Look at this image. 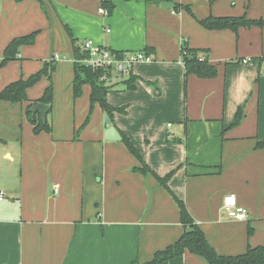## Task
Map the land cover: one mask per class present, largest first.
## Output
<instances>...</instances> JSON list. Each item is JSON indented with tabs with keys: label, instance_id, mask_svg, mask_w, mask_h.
I'll use <instances>...</instances> for the list:
<instances>
[{
	"label": "crops",
	"instance_id": "obj_1",
	"mask_svg": "<svg viewBox=\"0 0 264 264\" xmlns=\"http://www.w3.org/2000/svg\"><path fill=\"white\" fill-rule=\"evenodd\" d=\"M102 1L0 0V92L59 57L51 134H34L28 102L0 101V191L6 196L0 264L148 262L184 232L176 199L218 254L264 246V148L257 146L264 142V26L236 34L199 23L209 16L264 20V0H109L115 9L106 16ZM65 25L76 42L91 40L116 52L148 49L153 57L134 67L135 89L128 90L121 75L111 77L107 101L116 111L110 125L95 104L83 127L91 88L74 98V52ZM37 31L34 45L2 66L7 44ZM184 42L209 51L216 78H186ZM245 58L252 62H239ZM49 84L43 78L30 88L29 100L41 98ZM240 111L242 121L234 126ZM110 126L157 176L173 173L168 189L138 171L142 164L122 140H106ZM229 195L248 211L247 220L227 216ZM164 264L207 262L185 252Z\"/></svg>",
	"mask_w": 264,
	"mask_h": 264
},
{
	"label": "trees",
	"instance_id": "obj_2",
	"mask_svg": "<svg viewBox=\"0 0 264 264\" xmlns=\"http://www.w3.org/2000/svg\"><path fill=\"white\" fill-rule=\"evenodd\" d=\"M103 8L111 14L115 7L114 4L109 0L102 1ZM176 9H186L191 12L189 6H184L182 4H175ZM199 23L207 30L220 31V30H231L238 33L240 28H251L253 26H264V20H252L247 16L240 17H214L209 16L203 20H199ZM71 42L73 44L74 59L76 62L73 64L74 78L72 82L74 98H79L82 95L83 87L90 86V114L87 121L83 127L89 122L90 115L93 111L95 104H100L104 112L113 119V112L116 111L107 101V95L110 91V87L102 80L105 74L104 70H93L87 67L79 61L85 58V56L80 52L78 43L73 38V34L68 26H64ZM40 32H32L30 34L13 38L6 46L4 50V57L2 61V66L7 65L18 59L20 49L23 46L34 45L36 38ZM148 55L150 52L148 49L144 50ZM116 52V51H115ZM121 56L125 52H118ZM181 55L183 64L185 66L186 78L190 75H195L200 79H214L218 76V67L211 64L209 60V51L191 48L187 42H184L181 47ZM202 55H205L204 58ZM57 60L51 59L44 63L43 68L28 78H20L18 81L7 85L0 92V101L9 103H24L28 102V107L26 109V118L33 127V132L35 135L41 133L51 134L53 132V122L51 119L53 105H54V84L53 76L57 70ZM43 78H47L50 84L46 87L43 95L38 100L30 101L27 95V91L39 83ZM137 78L131 76L126 81V86L128 90L136 88ZM36 104H44L50 107V112L47 116V122L44 123L40 114L33 115L30 111L32 106ZM119 112H124L123 109L118 110ZM243 114L240 111L237 114L236 123L234 126L239 125L242 121ZM82 129V128H81ZM80 129V130H81ZM80 130L76 131L79 134ZM122 142L127 146L129 151L140 161L142 164L138 171L143 174L151 173L156 176L161 185L168 189V181L172 177L169 174L165 178L157 176L150 167L143 160L140 152L132 144V142L122 134ZM259 148H264V142H260L257 145ZM178 206L180 208V220L184 228L182 236L172 245L168 246L166 249L156 252L154 257L145 263L139 260H134L130 264H164L168 261L182 257L185 252H190L191 254L197 255L203 258L207 264H264V246L249 247L248 250L240 255L235 256H225L218 254L215 249L208 242L206 235L204 234L202 228L194 220V218L189 213L184 201L176 199ZM253 232L252 227L248 228V235L250 236Z\"/></svg>",
	"mask_w": 264,
	"mask_h": 264
},
{
	"label": "built area",
	"instance_id": "obj_3",
	"mask_svg": "<svg viewBox=\"0 0 264 264\" xmlns=\"http://www.w3.org/2000/svg\"><path fill=\"white\" fill-rule=\"evenodd\" d=\"M100 13L108 15L107 10L100 9ZM109 32V31H108ZM80 52L85 56L80 63L93 70H104L105 74L102 80L109 85V81L114 73L129 79L133 74V69L137 64H150L153 62V57L148 55L145 51L125 52L119 56L114 50L95 44L93 41H85L78 43ZM57 61L59 57L55 58ZM74 62L76 60L74 59ZM243 65H249L252 60L245 58L239 60ZM171 126V125H169ZM55 193L57 189L54 188ZM6 198L5 193L0 191V201ZM224 209L230 219L245 221L248 219V211L238 204L235 195H229L224 199Z\"/></svg>",
	"mask_w": 264,
	"mask_h": 264
},
{
	"label": "water",
	"instance_id": "obj_4",
	"mask_svg": "<svg viewBox=\"0 0 264 264\" xmlns=\"http://www.w3.org/2000/svg\"><path fill=\"white\" fill-rule=\"evenodd\" d=\"M30 111L33 115L40 114L42 121L44 123H46L47 122V116L50 112V107L47 105H44V104H36V105L32 106ZM105 123L107 125L111 124V120H110L108 115H105ZM105 138L108 141H120V140H122V137L120 136L118 130L114 126H110L106 130Z\"/></svg>",
	"mask_w": 264,
	"mask_h": 264
}]
</instances>
